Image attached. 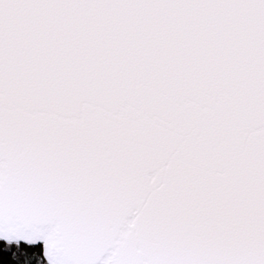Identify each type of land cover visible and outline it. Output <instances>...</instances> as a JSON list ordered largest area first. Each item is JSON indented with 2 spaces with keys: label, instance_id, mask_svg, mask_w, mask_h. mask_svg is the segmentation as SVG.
<instances>
[{
  "label": "snow or ice",
  "instance_id": "6c2138e0",
  "mask_svg": "<svg viewBox=\"0 0 264 264\" xmlns=\"http://www.w3.org/2000/svg\"><path fill=\"white\" fill-rule=\"evenodd\" d=\"M0 264H264V0H0Z\"/></svg>",
  "mask_w": 264,
  "mask_h": 264
}]
</instances>
